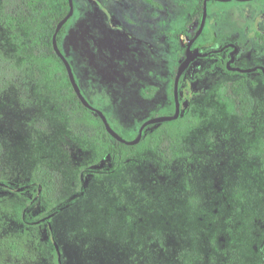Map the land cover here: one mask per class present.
<instances>
[{
    "label": "rangeland",
    "instance_id": "1",
    "mask_svg": "<svg viewBox=\"0 0 264 264\" xmlns=\"http://www.w3.org/2000/svg\"><path fill=\"white\" fill-rule=\"evenodd\" d=\"M93 1L77 0L84 13L69 31L66 50L87 101L117 133L132 137L152 114L171 113L162 108L167 97L159 84L174 61L167 65L163 59L167 45L157 34L183 29L178 17L191 0H152L158 6L124 0L131 13L118 0H98L112 14L109 19H103L100 7L91 8ZM47 2L54 6L57 0ZM255 10L263 14L250 19L263 20L264 0L208 1L206 29L215 22L216 45L227 37L242 45L245 28L254 30L243 14ZM11 34L0 26V51L21 62ZM137 35L150 37L156 47L142 49V41L132 39ZM253 45L255 62L264 65L262 47ZM213 59L204 58L197 66L200 76L191 78L188 118L198 124L178 134L179 156L171 164L160 161L152 148L137 151L119 168L97 158L92 144L77 133L95 122L82 112L67 113L49 76L31 85L25 101L14 88L0 93L4 181L26 185L38 168H46L59 175L60 197L67 198L77 189L79 169L100 165L103 171L86 172L81 197L52 220L63 264H264V164L256 154L264 138V82L259 75L227 76L214 68ZM236 81L252 101L248 118L236 113L222 89ZM28 196L31 192L23 198ZM23 198L0 201V239H16L32 264H56L45 229L19 223Z\"/></svg>",
    "mask_w": 264,
    "mask_h": 264
},
{
    "label": "trees",
    "instance_id": "2",
    "mask_svg": "<svg viewBox=\"0 0 264 264\" xmlns=\"http://www.w3.org/2000/svg\"><path fill=\"white\" fill-rule=\"evenodd\" d=\"M202 2L203 0H200L196 8L198 21L201 17ZM67 12V0H57L54 6L49 5L47 0H1L0 26L12 32L11 40L17 47L16 55L22 60L17 62L0 51V93L14 88L18 91L20 100L25 101L31 85L49 76L55 82L58 100L65 105L66 112L85 113L95 122L93 128L87 127L77 133L81 139L92 144L97 158L111 161L119 168L126 160L133 159L137 151L148 149L151 146L160 161L171 164L179 156L178 134L187 132L196 126L198 119H189L188 110L182 107L181 115L177 120L146 127L140 142L135 146H127L113 139L106 132L99 117L94 112L85 109L80 103L69 82L63 63L53 51L52 36L55 27ZM73 19L74 16L67 21L56 37L57 45L63 54L66 31ZM195 30L190 33V37ZM202 38L203 35L198 40V45L202 43ZM178 65L179 61L175 62L170 73V114L174 110L172 86ZM182 79L183 77L179 82V92ZM222 86V89H226L225 95L235 107L236 113L241 117L248 118L251 115L252 101L244 94L242 83L236 81L225 83ZM179 100L183 102L181 96H179ZM109 123L111 125V122ZM111 127L113 128L112 125ZM74 132L76 133V128ZM136 134L137 131L134 136L127 138L119 135L131 141ZM256 154L264 164V138L259 141ZM3 157L4 148L0 142V201H6L14 196L23 198L25 193L31 192L30 197L23 198V203L17 210L19 223L26 229L44 228L49 237L50 250L56 258V264H63L55 241L52 220L75 199L81 197L86 172L95 175L103 173L100 171V165H97L96 168L90 166L79 169L77 189L71 197L65 198L64 196L60 197L62 191L58 184L59 175L46 168H38L31 182L26 185L18 186L7 183L2 178ZM0 264H32V262L31 256L16 239L2 238L0 239ZM259 264L263 263L259 262Z\"/></svg>",
    "mask_w": 264,
    "mask_h": 264
},
{
    "label": "flooded vegetation",
    "instance_id": "3",
    "mask_svg": "<svg viewBox=\"0 0 264 264\" xmlns=\"http://www.w3.org/2000/svg\"><path fill=\"white\" fill-rule=\"evenodd\" d=\"M118 1H120V3L122 4L123 10H127V12H129V13L132 12L131 7L129 6L128 2H126L124 0H118ZM146 1L153 6H158L152 0H146ZM199 1L200 0H197V2L194 4L193 0H191V2L189 3L188 6L184 5L182 10L180 9L182 11V14L179 15L178 20L183 21V25H184L183 29H181L180 31L175 32L173 34H164L163 37H162V31L159 30V31H161V34L160 35L157 34V37L160 36L159 39L160 40L163 39V41H165L164 42L165 45H167L168 56H165L163 58L167 62V65H169L168 60H171V61L173 60L174 63L179 61V65L185 60L188 45H189L190 41L192 40V38L194 37V35L196 34V32L199 28V25H200L201 17H202V12H201V17L198 21V17L196 15V12H197L196 8H197ZM245 1H247V0H245ZM76 4H77V8H78V11L76 10L77 12L75 11L76 7H75L74 0H73L74 11H73L72 17L74 16V19L69 24V26L67 28L66 35H65V41H64L65 43L63 44L64 54L63 53L62 54L65 56V58L69 62V64L73 65V66L71 65L72 71H73L75 80L78 84L79 79L77 77V72H76V68H75V61L72 57V53L70 52V50H66L67 37H68L69 31L77 23L79 15L84 13V8L83 7H81V9L79 8L77 0H76ZM90 6H91V8H94L96 6L100 7V9L103 10V12H104V16H102L103 19L104 18L109 19L110 16L112 15L109 10L102 7V5L98 2V0H94L93 4ZM202 7H203V2H202ZM158 8H160V7H158ZM255 13L256 14H254L253 12L252 13L245 12L243 14V16H244L243 20L245 21V23H247L249 26L251 24H253L254 30L249 32V28L248 27L245 28L247 38L245 39L246 41L242 45H240V44L238 45L237 41H230V38L228 39V37L225 38L227 41L226 43H224L220 46L216 45L215 44L216 40H217V31L215 29L216 24H215V22H213L212 27H210V29H206V20H207V16H206L205 24H204V27H203L201 34L198 36V38L193 42V44L190 47L191 55L193 54V52L195 50H197L198 54H202L205 56L197 57V58L190 61L189 65L187 66V68L185 69L183 74L181 75V77H183V79H182V85L180 86V88H181L180 92H179V82H180L181 77H180L179 82H178V100H179V96H181L183 99V102H180V100H179V104H180L179 117L181 115L182 107H184V109H187L189 112V107H190V102H191L192 97L189 94V89H188L189 87L188 86H190V84L192 83L191 78H193V75L195 76V74H197V77L200 76V74H199L200 71L198 70L197 66H198V64L200 65V63L203 62L204 58H206L207 56L213 55L214 56L213 60H215V61L212 64H213L214 68L222 69L221 70L222 73H224L227 76H246V75L256 76V75H259L264 82V74H263L264 65L262 63L255 62L256 61L255 55L258 54L257 53L258 50L255 53L252 50L253 46H254L253 44H257V45L259 44L263 49V51H260V53H264V24H263L264 19L260 20V21L255 20L253 22V20H251L250 17H253L254 15L257 16L259 14H263V12L260 10L257 12L255 10ZM115 19L117 22L116 24H114L115 27L117 29L123 28V23L118 19V17H115ZM136 29L138 30V28H136ZM194 29H196V30H195L194 34L192 35V37H190V33H192L194 31ZM154 30H155V28L153 27V33H155ZM139 33H142V32L140 31ZM127 34H129V33H127ZM202 35H203L202 43L198 45L197 44L198 40L201 39ZM142 37H144V35ZM136 38H138V35H137V37H132L134 42H136L134 40ZM138 39L140 41H142V44L141 43L140 44H141V48L144 50H146L145 48L152 50L153 47H156L154 44H152L150 37L148 39H142V38H138ZM158 44H161V43H158ZM252 58H253V60H252ZM231 60H232V62H231ZM250 60L253 61L254 65L246 67V68H244V67L241 68V67H238V65H237V63H239V62H242V61H248L249 62ZM229 62H231L230 68L240 69L242 71H248V72L242 73L239 71L227 69V64ZM174 63H172L170 65L171 70H172V66L174 65ZM212 64H211V66H212ZM167 65H166V67H167ZM179 65H178V67H179ZM213 66H212V68H213ZM145 67H146V70H148V69H150V67H152V65H150V62H149L148 64L145 65ZM178 67H177V69H178ZM194 68L196 69L195 70L196 73L193 71ZM177 69H176V71H177ZM171 70L170 71L167 70L164 82L159 84L161 88L166 90V97L167 98L165 100V103L163 104V107H162L163 109H167V108L170 109V107H169V89H170V73H171ZM175 74H176V72H175ZM174 78H175V75H174ZM167 81L169 82L168 84H167ZM173 84H174V79H173ZM172 97H173V86H172ZM173 105H174V97H173ZM94 108H96V107H94ZM96 109H98V108H96ZM98 110H100V109H98ZM174 110H175V106H174ZM174 110H173V113L170 114L169 116L174 114ZM105 117H106V115H105ZM157 117H162V116L156 115V113H154V114H152V117L145 120L144 122H146L150 119H153V118H157ZM107 121H108V123L110 122L108 118H107ZM144 122H142V124ZM109 125H110V123H109ZM153 125H157V124H153ZM150 126H152V125H150ZM138 129H137V132H138ZM150 148H151V146H150ZM90 175H94V174H90Z\"/></svg>",
    "mask_w": 264,
    "mask_h": 264
},
{
    "label": "water",
    "instance_id": "4",
    "mask_svg": "<svg viewBox=\"0 0 264 264\" xmlns=\"http://www.w3.org/2000/svg\"><path fill=\"white\" fill-rule=\"evenodd\" d=\"M208 1H221V2H228L231 0H204L203 1V7H202V17H201V21H200V25L199 28L196 32V34L194 35V37L192 38V40L190 41L187 51H186V58L185 60L179 65L176 74H175V78H174V84H173V97H174V106H175V110H174V114L171 116H162V117H157V118H153L150 119L146 122H144L138 129L137 135L136 137L131 140L128 141L124 138H122L117 132H115L111 126L109 125L107 118L105 117V115L98 109L94 108L91 104H89V102L85 99V97L83 96V94L81 93V90L75 80L73 71H72V67L69 64V62L66 60L65 56L62 54V52L60 51V49L58 48L57 45V34L60 32V30L62 29V27L67 23V21L72 17L73 15V11H74V6H73V0H67L68 3V12L67 14L57 23L56 27H55V31L53 33L52 36V48L53 51L55 52L56 56L61 60V62L63 63L66 72H67V76L69 79V82L72 86V89L74 91V93L76 94L78 100L80 101V103L84 106L85 109L94 112L99 119L102 121V124L106 130V132L113 138L115 139L117 142L127 145V146H135L137 145L142 136H143V130L150 125L153 124H160V123H165V122H172L178 119L179 114H180V104H179V100H178V82L179 79L181 77V75L183 74V72L185 71V69L187 68V66L189 65L190 61L197 58V57H203L205 55L202 54H198L197 50H195L193 52V54L191 55L190 53V47L193 44V42L198 38V36L201 34L204 24H205V20H206V16H207V2ZM235 1H245V0H235ZM251 1V0H248ZM232 62V60H231ZM229 62L227 64V69L230 70H235V71H239V72H248V71H242L240 69H233L230 68V63ZM263 74H264V70H263Z\"/></svg>",
    "mask_w": 264,
    "mask_h": 264
}]
</instances>
